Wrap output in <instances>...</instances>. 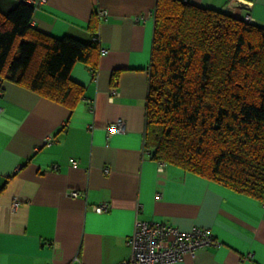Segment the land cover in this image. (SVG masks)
Listing matches in <instances>:
<instances>
[{
  "label": "crops",
  "instance_id": "1",
  "mask_svg": "<svg viewBox=\"0 0 264 264\" xmlns=\"http://www.w3.org/2000/svg\"><path fill=\"white\" fill-rule=\"evenodd\" d=\"M40 1L33 26L89 43L96 22L101 50L95 74L73 67L85 90L73 110L0 85V264H119L138 221L212 231L213 246L176 264H264V203L177 166L159 172L146 149L156 0ZM185 1L264 26V0ZM119 120L126 131L110 135Z\"/></svg>",
  "mask_w": 264,
  "mask_h": 264
},
{
  "label": "trees",
  "instance_id": "2",
  "mask_svg": "<svg viewBox=\"0 0 264 264\" xmlns=\"http://www.w3.org/2000/svg\"><path fill=\"white\" fill-rule=\"evenodd\" d=\"M1 2L2 83L73 110L85 90L72 70L80 62L95 74L98 23L89 43L54 38L33 26L35 5L21 0L6 12ZM246 17L156 0L146 149L157 162L264 203V26Z\"/></svg>",
  "mask_w": 264,
  "mask_h": 264
},
{
  "label": "built area",
  "instance_id": "3",
  "mask_svg": "<svg viewBox=\"0 0 264 264\" xmlns=\"http://www.w3.org/2000/svg\"><path fill=\"white\" fill-rule=\"evenodd\" d=\"M29 4H36L35 0H24ZM41 0L40 3H44ZM98 16L102 19L107 17V12L100 10ZM140 19V18H139ZM246 20L252 21L251 15ZM97 41H100L99 36ZM105 52V50H103ZM2 81L0 79V85ZM1 112V110H0ZM126 131V123L119 120L108 126L109 134H121ZM159 172H163L166 163L158 161ZM72 196H78L73 192ZM160 197V195L158 196ZM19 199H14L10 205L12 212L19 209ZM109 210V205L96 207L97 213ZM212 231L208 228L195 227L190 231H183L178 227L163 223H148L138 221L136 230L129 240L132 255L129 259L119 264H176L182 262L186 256L195 257L198 251L211 247L215 244Z\"/></svg>",
  "mask_w": 264,
  "mask_h": 264
}]
</instances>
